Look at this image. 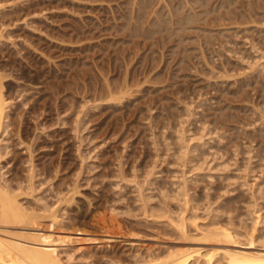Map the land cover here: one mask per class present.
I'll return each mask as SVG.
<instances>
[{"label": "rangeland", "instance_id": "374dc122", "mask_svg": "<svg viewBox=\"0 0 264 264\" xmlns=\"http://www.w3.org/2000/svg\"><path fill=\"white\" fill-rule=\"evenodd\" d=\"M222 1L0 0L11 103L0 189L29 211L56 210L62 223L46 228L47 212L40 228L60 230L65 264H155L192 245L264 251V0ZM195 224H233L258 242L202 239Z\"/></svg>", "mask_w": 264, "mask_h": 264}, {"label": "bare ground", "instance_id": "6f19581e", "mask_svg": "<svg viewBox=\"0 0 264 264\" xmlns=\"http://www.w3.org/2000/svg\"><path fill=\"white\" fill-rule=\"evenodd\" d=\"M134 1V0H133ZM137 1V0H136ZM215 1V0H214ZM220 1V0H219ZM224 1V0H223ZM223 1H222V3H223ZM230 1V0H229ZM234 1V0H233ZM159 2V1H158ZM199 2V1H198ZM203 2V1H202ZM186 3H187V1H186ZM219 4H220V2H218ZM218 3H216V4H218ZM151 4V3H150ZM175 5V4H174ZM187 5V4H186ZM221 5V4H220ZM219 5V6H220ZM223 5H225V4H223ZM180 6V5H179ZM188 6H189V4H188ZM198 6V5H197ZM213 6V5H212ZM219 6H217L218 8H220ZM226 6V5H225ZM169 7V6H168ZM175 7V6H174ZM222 7H224V6H222ZM228 7V6H227ZM227 7H224V8H227ZM179 8V7H178ZM177 8V9H178ZM189 8V7H188ZM194 8V7H193ZM216 8V7H215ZM217 8V9H218ZM169 9V8H168ZM192 9V8H191ZM201 9V8H200ZM199 9V10H200ZM244 9V8H243ZM198 10V11H199ZM203 11H205L204 9H202ZM212 9H210V11H211ZM219 10V9H218ZM156 11V10H155ZM167 11V10H166ZM165 11V12H166ZM194 11V10H193ZM196 11H197V9H196ZM203 11H201V12H203ZM214 11V10H213ZM216 11V10H215ZM257 11V10H256ZM164 12V13H165ZM174 12V11H173ZM179 12V11H178ZM190 12H192L191 10H190ZM195 12V11H194ZM200 12V11H199ZM151 14V13H150ZM173 14V13H172ZM186 14V13H185ZM193 14V13H192ZM195 14V13H194ZM193 14V15H194ZM207 14H209V13H207ZM240 14V13H239ZM163 15V14H162ZM189 15V14H188ZM192 15V16H193ZM134 16V15H133ZM172 16V15H171ZM205 16V15H204ZM220 16H222L221 14H220ZM224 16V15H223ZM149 17V16H148ZM180 17V16H179ZM183 17V16H182ZM190 17V16H189ZM149 18H151V17H149ZM149 18H148V20H149ZM166 18V17H165ZM197 18V17H196ZM196 18H194V19H196ZM204 18V17H203ZM225 19H226V17H224ZM12 19V18H11ZM183 19V18H182ZM192 19V18H191ZM199 19V18H198ZM198 19H197V21H198ZM201 19V18H200ZM234 19V18H233ZM176 20V19H175ZM187 20V19H186ZM253 20V19H252ZM155 21V20H154ZM157 21V20H156ZM178 21V20H177ZM236 21V20H235ZM258 21V20H257ZM171 22V21H170ZM185 22V21H184ZM250 22H252V21H250ZM254 22V21H253ZM2 23V22H1ZM0 23V24H1ZM4 23V22H3ZM172 23V22H171ZM240 23V22H239ZM243 23V22H242ZM246 23V22H245ZM9 24V23H8ZM158 24V23H157ZM161 24V23H160ZM181 24V23H180ZM220 24V23H219ZM224 24V23H223ZM2 25V24H1ZM3 25H7V24H3ZM3 25H2V27H3ZM184 25V24H183ZM180 26V25H179ZM188 26H191V25H188ZM5 27V26H4ZM168 27H170V26H168ZM178 28V27H177ZM185 28H186V25H185ZM188 28V27H187ZM191 28V27H190ZM168 29V28H167ZM145 30V29H144ZM156 30V29H155ZM185 30V29H184ZM172 31V30H171ZM2 31H0V33H1ZM172 34V33H171ZM4 35V34H3ZM2 35V36H3ZM0 36H1V34H0ZM182 40V39H181ZM7 68V67H6ZM4 70V69H3ZM1 71V70H0ZM5 72V71H4ZM4 72L2 73V74H4ZM8 72V71H7ZM7 72H5V73H7ZM126 72V71H125ZM1 73H0V129H4V126L2 127V124L3 125H5V124H7V123H3V121L5 120V118H6V114H5V118H4V120H3V115H4V113H6L5 112V106L7 105V103H8V101H7V103H6V105H5V102H6V100L7 99H4V97H3V92H2V89H3V76H8L7 74H4V75H2ZM11 74V73H10ZM17 74V73H16ZM102 74V73H101ZM127 74V73H126ZM12 75V74H11ZM11 75H9V76H11ZM152 75V74H151ZM146 76V75H145ZM148 76V75H147ZM104 75H103V79H104ZM125 77H126V75H125ZM11 78H12V76H11ZM14 78V77H13ZM124 78V77H123ZM5 79V78H4ZM107 79V78H106ZM125 79V78H124ZM15 80H16V78H15ZM105 80V79H104ZM138 80H139V78H138ZM109 81V80H108ZM123 81V80H122ZM121 81V82H122ZM152 81V80H151ZM24 82V81H23ZM105 82H107V80H105ZM145 82V81H144ZM127 83V82H126ZM31 84V83H30ZM110 83H108L107 84V86L109 85ZM125 84V83H124ZM141 84V83H140ZM139 84V85H140ZM32 85V84H31ZM120 85H121V83H120ZM120 85H119V87H120ZM126 85V84H125ZM132 85H134V84H132ZM136 85H138V84H135V86ZM130 86V85H129ZM48 87H50V86H48ZM123 87H125V88H122L124 91H125V89L128 87V86H123ZM134 87V86H133ZM53 88V87H52ZM51 88V89H52ZM56 88V87H55ZM121 88V87H120ZM120 88L118 89V90H120ZM130 89L132 88L131 86L129 87ZM135 88H137V87H135ZM5 89V88H4ZM109 89H110V86H109ZM108 89V90H109ZM117 90V91H118ZM122 90V91H123ZM127 90H129V89H127ZM83 91V90H82ZM116 91V90H115ZM121 91V90H120ZM120 91H118L119 93H120V95L122 94V92H120ZM109 93L111 92V91H108ZM135 92H137L136 90H135ZM96 93V92H95ZM94 93V94H95ZM125 93V92H124ZM126 93H129V94H131V92H129V91H127ZM132 93H133V91H132ZM111 94V93H110ZM110 94H108V97H110L111 95ZM113 94V93H112ZM116 94V92H114V94L112 95V96H114ZM118 94V93H117ZM116 94V95H117ZM85 95V94H84ZM107 95V94H106ZM115 95V96H116ZM124 95L125 94H122V96L124 97ZM128 95V94H127ZM134 95V94H133ZM111 96V97H112ZM130 96V95H129ZM110 97V98H111ZM116 97H118L117 99H115V101H117L118 99H119V96H116ZM131 97H132V95H131ZM110 98H108L109 100H110ZM113 98H115V97H113ZM112 98V99H113ZM95 99V98H94ZM102 99V98H101ZM103 99H106V98H103ZM122 99H125V98H122ZM108 100V101H109ZM120 100H121V98H120ZM119 100V101H120ZM113 101H114V99H113ZM10 103V102H9ZM8 103V104H9ZM123 103V102H122ZM11 104V103H10ZM161 112V111H160ZM8 113V112H7ZM160 115V114H159ZM225 115V114H224ZM6 121V120H5ZM169 124V123H168ZM2 127V128H1ZM6 127V126H5ZM8 127V126H7ZM6 127V128H7ZM5 130V129H4ZM1 131V130H0ZM222 132H224V131H222ZM221 132V133H222ZM226 132V131H225ZM164 135V134H163ZM220 135V134H219ZM175 136H177V135H175ZM179 136H180V134H179ZM179 136H178V138H179ZM228 137V136H227ZM176 138V137H175ZM182 138V137H181ZM219 138V137H218ZM166 139V138H165ZM220 139V138H219ZM218 139V140H219ZM183 140V139H182ZM220 141V140H219ZM156 142V141H155ZM179 143V142H178ZM177 143V144H178ZM180 143H182V141H180ZM183 144L185 145V143L183 142ZM182 144V145H183ZM183 145V146H184ZM178 146H180V144L178 145ZM182 147V146H181ZM185 147V146H184ZM187 147V146H186ZM185 147V148H186ZM220 147V146H219ZM186 149H188V147L186 148ZM189 150L190 149H188V151L186 150L185 151V155H187V153L186 152H189ZM203 150V149H202ZM184 151V150H183ZM182 151V152H183ZM180 152H181V150H180ZM194 154V153H193ZM195 155V154H194ZM197 155V154H196ZM190 156H192V155H190ZM188 157V156H187ZM189 158V157H188ZM195 159V158H194ZM193 159V160H194ZM191 160V159H190ZM149 177V176H148ZM148 179V178H147ZM146 179V180H147ZM151 179V181H152V178H150ZM146 180H145V182H146ZM148 181V180H147ZM182 181V180H181ZM183 182H186V181H183ZM183 182H181V184L179 185L180 187H182L184 184H182ZM146 184V183H145ZM148 184V183H147ZM146 184V185H147ZM187 184V183H186ZM185 184V185H186ZM141 185V184H140ZM150 185V184H149ZM149 185L148 186H146V187H149ZM182 185V186H181ZM180 187H176V188H179V192H180V190L181 189H185V187H183V188H181L180 189ZM155 188V187H154ZM187 188V187H186ZM7 189V188H6ZM3 189L4 190V192H3V190H1L0 189V226H18V227H22V228H26V230H27V232H25L24 230V232L25 233H23L24 235H21V236H9V237H5V236H3V235H1V232H0V264H65L62 260H61V258H60V256L61 255H59L58 254V251H59V248H58V244L56 245V243L58 242L57 240H60V239H63V241H64V239L65 238H60L61 236H59L60 235V233H58L60 230H54V228H53V230H51V228H48V229H50L51 231H47V232H45V230L44 231H42V228H40V226L42 227V225H40V223H42L41 222V220H43V217H44V219H45V215H46V218H49L48 217V215L50 216V218H52L50 221H49V223H47L46 225V228L48 227V225L50 224H53L52 226H57V225H55L56 223L58 224H60V222L57 220V218H59L58 216L56 217V210H54V208L55 207H53V210L54 211H51L50 210V212H48V211H43V213L41 214V212H40V210H39V212H40V214L39 213H37L38 211L36 210V212L34 211L35 209H30V211L29 210H27V207H24V206H22L23 204H21L20 202H19V200L17 199V198H15V196H14V194L11 196V194L12 193H9V191H7V190H9V189ZM75 189V188H74ZM184 189H183V191L182 192H184ZM71 190H72V188H71ZM76 190V189H75ZM162 190V189H161ZM161 190H160V192H161ZM186 190H188V189H186ZM11 191V190H10ZM141 191V190H140ZM75 192H77V191H72V193H73V196H74V194H75ZM148 192V191H147ZM176 192H178V191H176ZM187 191H185V193H186ZM149 193H152V192H149ZM188 193V192H187ZM141 194V193H140ZM147 194V193H146ZM145 194V195H146ZM164 194V193H163ZM72 195V194H71ZM71 195L68 197V198H72L71 197ZM144 196V193L143 194H141V196H139V198H142L143 196ZM149 195V194H148ZM180 195H182V194H180ZM185 195V194H184ZM167 196V195H166ZM169 196V195H168ZM150 197V196H149ZM154 197V196H153ZM74 198V197H73ZM144 198H145V196H144ZM144 198H142V199H144ZM152 198V197H151ZM155 198H157V197H155ZM231 198V197H230ZM163 199V198H162ZM165 199V198H164ZM65 200H67V198H65ZM73 200V199H72ZM141 200V199H140ZM153 200V199H152ZM143 201V200H142ZM141 201V203L143 204V205H146V206H148L146 203H148L146 200V203H145V201H143L142 202ZM160 201V200H159ZM166 201V200H165ZM67 202H69L68 200H67ZM72 202V201H71ZM70 202V203H71ZM227 202V201H226ZM91 203V202H90ZM151 203V202H150ZM160 203V202H159ZM162 203V202H161ZM224 203V202H223ZM236 203V202H235ZM68 204V203H67ZM141 204V205H142ZM46 205V204H45ZM44 205V206H45ZM77 205V204H76ZM142 205V206H143ZM160 205V204H159ZM140 206V205H139ZM146 206L144 207V208H146ZM151 206V205H150ZM161 206H164L163 204L161 205ZM255 206V205H254ZM253 206V208L255 209V207ZM48 207V206H47ZM167 206H166V204H165V208H166ZM79 208V207H78ZM142 208V207H141ZM144 208H143V210H144ZM44 210H45V207L43 208ZM48 209V208H47ZM46 209V210H47ZM51 209V208H50ZM148 209V208H147ZM146 209V210H147ZM163 209V208H162ZM161 208H160V210H162ZM32 210V211H31ZM58 210V209H57ZM158 210H159V207H158ZM247 210H249V209H247ZM246 210V211H247ZM250 210H252L251 208H250ZM145 211V210H144ZM157 211V210H156ZM163 211V210H162ZM167 211H168V209H167ZM252 211H254V210H252ZM45 212V213H44ZM48 212V213H47ZM52 212V213H51ZM55 212V213H54ZM95 212H96V210H95ZM98 212V211H97ZM147 212V211H146ZM166 212V211H165ZM164 212V213H165ZM169 212H171L170 210L168 211V213L167 214H169ZM235 212V211H234ZM255 212V211H254ZM254 212H252V213H254ZM48 215H47V214ZM51 213V214H50ZM58 213V212H57ZM148 213V212H147ZM146 213V216L148 215ZM150 213V212H149ZM163 213V212H162ZM218 213V212H217ZM222 213H224V212H222ZM228 213L229 212H227V215H228ZM232 213V212H231ZM230 213V214H231ZM43 214H45L44 216H43ZM56 214V215H55ZM65 214V213H64ZM101 214H103V213H101ZM151 214H152V212H151ZM150 214V215H151ZM158 214H161V213H158ZM166 214V215H167ZM172 214V213H171ZM221 214V213H220ZM255 214V213H254ZM257 214H259V213H257ZM257 214H256V216H257ZM52 215V216H51ZM94 215V214H93ZM96 215V214H95ZM165 215V214H164ZM251 215V214H250ZM260 215V214H259ZM41 216H42V219H41ZM97 216V215H96ZM154 216V215H153ZM152 216V218L153 219H155L154 217ZM157 216V215H156ZM160 216V215H159ZM169 216V215H168ZM217 216V215H216ZM229 216V215H228ZM244 216V215H243ZM255 216V217H256ZM63 217V216H62ZM61 217V218H62ZM111 217V216H110ZM161 217V216H160ZM176 217V216H175ZM183 217V216H182ZM241 217V216H240ZM252 217H254L253 216V214H252ZM97 218V217H96ZM103 218V217H102ZM106 218V216H104V219ZM148 218V217H147ZM217 218V217H216ZM228 218V217H227ZM243 218V217H242ZM259 218V217H258ZM41 219V220H40ZM98 219V218H97ZM170 219H172L171 217L169 218V220ZM178 219V218H177ZM247 219V218H246ZM252 219H254V218H252ZM175 220V219H174ZM174 220H171V221H169L170 222V224L172 223V221H173V223H177V224H179L181 227L184 225H181L182 223H178V221H175L174 222ZM179 220V219H178ZM215 220V219H214ZM229 220V219H228ZM240 220V219H239ZM257 220V219H256ZM256 220H254V227H255V221ZM92 221V220H91ZM98 221V220H97ZM101 221V220H100ZM102 221H104V220H102ZM108 221V220H107ZM147 221V220H146ZM149 221V220H148ZM151 221V220H150ZM154 221H156V220H154ZM161 221H163V220H161ZM160 221V222H161ZM106 222V221H105ZM167 222V221H166ZM256 222H258V221H256ZM62 223V222H61ZM71 223H74V222H71ZM107 223V222H106ZM106 223H103V224H106ZM219 223V222H218ZM36 224H37V226H36ZM100 224V223H99ZM102 224V223H101ZM102 224V225H103ZM113 224V223H112ZM174 224V225H175ZM226 224H227V222H226ZM39 225V226H38ZM83 225V224H82ZM107 225V224H106ZM120 225V224H119ZM173 225V224H172ZM196 226L198 225V224H195ZM219 225V224H218ZM218 225H212V227L210 228V226H208V230L207 229H205L206 231H204L202 228H200V229H202V231L203 232H201V234H199L198 232V234L199 235H201V237L200 238H202V239H204V238H207V239H209V240H214V241H217V240H222L223 238L226 240V242L227 241H229V242H231L232 240H234V237L236 236V238H237V235H241V234H243V235H241V236H244L245 237V239H247L246 237L247 236H245V235H247L248 233H246L245 235H244V233H245V231H246V229H245V231H241L240 230V228H239V230L238 229H234L233 228V230H231V228H229L231 225H233V224H229V227H227L228 226V224H227V226H223V227H221L220 225L218 226ZM241 225H242V223H241ZM60 226V225H59ZM110 225H108V227H109ZM112 226V225H111ZM164 226V225H163ZM170 226V225H169ZM177 225H175V226H173V227H176ZM195 226V227H196ZM207 226V225H206ZM216 226V227H215ZM234 226V225H233ZM252 226V225H251ZM45 227V226H44ZM43 227V228H44ZM51 227V226H50ZM61 227V226H60ZM108 227H106V228H108ZM178 227V226H177ZM181 227H179V228H177L178 230H179V232H180V229H181ZM198 227V226H197ZM196 227V230L198 231V229H199V227L197 228ZM232 227V226H231ZM241 227V226H240ZM253 227V226H252ZM253 227V229H251V231L252 230H254L255 231V229L256 228H254ZM71 228V227H70ZM237 228V227H236ZM247 228V227H246ZM263 228V227H262ZM45 229V228H44ZM57 229V228H56ZM114 229V228H113ZM176 228H174V230H175ZM193 229H195V228H193ZM199 229V230H200ZM242 229V228H241ZM108 230V229H107ZM248 230V229H247ZM258 230V228L256 229V231ZM62 231V230H61ZM109 231H110V229H109ZM108 231V232H109ZM112 231V230H111ZM110 231V232H111ZM201 231V230H200ZM261 231V230H260ZM99 232V231H98ZM108 232H106V234L108 233ZM116 232V231H115ZM182 232H185V226H184V228L182 227V230H181V233ZM187 232V231H186ZM184 233V234H188V233ZM193 232V231H192ZM244 232V233H243ZM105 233V232H104ZM103 233V234H104ZM191 233V232H190ZM195 233H196V231H195ZM256 233H258V232H256ZM57 234V235H56ZM116 235H117V233H115ZM114 234V235H115ZM120 234V233H119ZM118 234V235H119ZM122 234V233H121ZM194 234V233H193ZM259 234V233H258ZM107 235H109V234H107ZM124 235V234H123ZM254 235V234H253ZM54 236H56V237H58V238H56V239H54V240H52L53 239V237ZM96 236H98V235H96ZM203 236V237H202ZM240 236V237H241ZM248 238H250L249 240H245V241H250L249 243H250V245L251 244H253V242H255L256 240L254 239V237L256 238V236L254 235V237L252 236V233L251 234H248ZM250 236H252V237H250ZM260 236V235H259ZM62 237H64V236H62ZM69 237V236H68ZM112 237V236H111ZM244 237H243V239H244ZM70 238V237H69ZM71 238H73V237H71ZM70 238V239H71ZM98 238V237H97ZM96 238V239H97ZM226 238H228V239H226ZM235 238V239H236ZM68 239V238H67ZM69 239V240H70ZM99 239V238H98ZM97 239V240H98ZM103 239V238H102ZM105 239V238H104ZM107 239H109V238H107ZM223 239V240H224ZM259 239V238H258ZM257 239V240H258ZM262 239V238H261ZM206 240V239H205ZM237 240H239V238L237 239ZM240 240H241V238H240ZM240 240L238 241V242H240ZM255 240V241H254ZM264 240V239H263ZM53 241V242H52ZM60 241H62V240H60ZM68 241V240H67ZM219 241V242H220ZM235 241V240H234ZM244 241V240H243ZM259 241H261V240H259ZM54 242H56V243H54ZM237 242V241H236ZM236 242H234L235 244H239L238 242L236 243ZM256 242H258V241H256ZM263 242V241H262ZM103 243H104V241H103ZM197 243V242H196ZM233 243V242H232ZM233 243V245H235ZM240 243H242V242H240ZM244 243H247V242H244ZM243 243V244H244ZM260 243V242H259ZM72 244V243H71ZM242 244V245H243ZM248 244V243H247ZM247 244H244V245H246L247 246ZM261 244H263V243H261ZM62 245V244H61ZM165 245H167V244H165ZM240 245V244H239ZM249 245V244H248ZM80 246V245H79ZM85 246V245H84ZM103 246V245H102ZM169 246V245H168ZM225 246V245H224ZM232 246V245H231ZM236 246V245H235ZM264 246V245H263ZM61 247V246H60ZM82 247V246H81ZM170 247V246H169ZM220 248H218V247H216V248H218V249H213V248H211V249H208V250H202L203 248L200 246H198V248L197 247H194L193 248V245H192V248L191 247H189L188 248V250L187 249H182V250H179V251H176L175 250V248L174 249H172V251H170L171 250V248H169V250H167L168 251V253L167 254H163V257L162 258H160V256L159 257H155V259L158 261V262H156L155 264H199V262L201 261V264H224L223 263V261H222V257H223V259H225L226 261H225V263H229V264H264V251H262V250H251V249H236V248H234V250L232 249V250H230V246H229V250H227V248H225L224 247V249H223V247L221 248V246H219ZM244 247V246H243ZM251 248V247H253V245H251V246H248V248ZM76 249V248H75ZM226 249V250H225ZM263 249V248H262ZM178 250V249H177ZM65 253L66 252H68V251H66L65 249L63 250ZM3 252H7L8 254L10 253V256H11V258H9V257H5V255L3 254ZM18 252V253H17ZM22 252V253H21ZM72 252V251H71ZM69 253V252H68ZM148 254H149V252H148ZM71 254L69 253V255L68 256H70ZM145 255H147V254H145ZM67 256V258H70V259H72L71 257H72V255L70 256V257H68ZM141 256H143V255H141ZM140 256V257H141ZM150 256V255H149ZM148 255H147V257H149ZM152 256H153V254H152ZM142 258V257H141ZM152 258V257H151ZM69 259V260H70ZM153 259V258H152ZM154 259V260H155ZM200 260V261H199ZM137 261V260H136ZM145 261H147V260H145ZM150 261V260H149ZM199 261V262H198ZM68 263H70V262H72L71 260L70 261H67ZM72 263H74V262H72ZM71 263V264H72ZM136 263V262H135ZM146 264H147V262H145ZM145 263H138V264H145ZM75 264V263H74ZM76 264H78V262L76 263ZM122 264V263H121Z\"/></svg>", "mask_w": 264, "mask_h": 264}]
</instances>
